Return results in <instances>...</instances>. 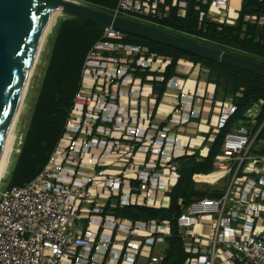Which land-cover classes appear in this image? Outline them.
<instances>
[{
  "label": "built area",
  "instance_id": "2783aa9c",
  "mask_svg": "<svg viewBox=\"0 0 264 264\" xmlns=\"http://www.w3.org/2000/svg\"><path fill=\"white\" fill-rule=\"evenodd\" d=\"M177 1L120 0L113 15L163 21L178 8L184 18L191 0ZM208 3L210 18L224 23L227 17L233 24L231 0ZM128 37L105 27L48 165L25 186L0 194V264H138L146 246L161 247L171 236L168 220L133 222L115 214L118 208H169L170 193L181 178L178 160L194 154L170 127L154 125L153 110L139 117L137 110L125 107L137 99L146 103L144 89L149 82H164L172 62ZM177 72H183L181 61ZM167 86L178 89L183 100L173 108L172 122H189L196 113L183 109L186 84L173 78ZM262 104L225 137L217 162V173L223 174L198 177L210 184L227 179L215 189L219 196L195 200L178 217L189 255L184 264H264V125L253 131ZM236 111L237 106L224 107L219 128ZM202 225L207 234L197 231ZM144 257L149 264L163 260Z\"/></svg>",
  "mask_w": 264,
  "mask_h": 264
},
{
  "label": "trees",
  "instance_id": "16d2710c",
  "mask_svg": "<svg viewBox=\"0 0 264 264\" xmlns=\"http://www.w3.org/2000/svg\"><path fill=\"white\" fill-rule=\"evenodd\" d=\"M86 6L113 14L120 0H76ZM211 3L192 4L185 18L173 12L163 21L147 17L127 18L139 21L169 33L190 38L204 45L223 50L264 64V27L259 30L257 24L246 23L248 14L264 15V0H243L240 17L235 25L218 24L208 19ZM199 7L200 9H198ZM201 13H205L201 19ZM105 27L80 18L66 17L55 29L46 55V67L41 85L35 99L32 114L22 138L20 152L14 169L11 171L9 188L23 187L33 181L48 165L51 155L58 148L67 129L68 121L74 110L78 94L83 88L84 69L88 57L95 45L103 39ZM129 42L143 45L149 53L169 57V66L163 83L155 82V91L160 96L166 92L167 83L176 76L177 64L186 60L210 70L219 91L227 96L231 92L241 93L235 99L237 111L222 127L210 147L208 157L199 160L194 157L180 159L181 178L170 194L171 205L168 209L130 207L117 209L115 214L133 222L170 221L172 234L168 238L169 247L166 258L160 264H183L188 258L179 233L178 217L198 199L219 196L212 192H201L193 180L195 174H210L215 171L214 162L222 152L227 134L245 119L246 111L259 101H264V75L250 72L234 66L185 53L175 48L129 36ZM264 114V105L261 106ZM182 201V204H180Z\"/></svg>",
  "mask_w": 264,
  "mask_h": 264
},
{
  "label": "water",
  "instance_id": "95a60500",
  "mask_svg": "<svg viewBox=\"0 0 264 264\" xmlns=\"http://www.w3.org/2000/svg\"><path fill=\"white\" fill-rule=\"evenodd\" d=\"M111 27L129 36L264 75V64L86 6L76 0H0V159L8 128L20 106L40 39L52 12Z\"/></svg>",
  "mask_w": 264,
  "mask_h": 264
},
{
  "label": "crops",
  "instance_id": "0c3cea01",
  "mask_svg": "<svg viewBox=\"0 0 264 264\" xmlns=\"http://www.w3.org/2000/svg\"><path fill=\"white\" fill-rule=\"evenodd\" d=\"M167 3L171 5V4L178 3V1L177 0H167ZM233 3L237 4V7L233 9L235 16L231 15ZM192 4H195L196 6L199 4H202V6L205 7L209 3H208V0H202V1L191 0L189 3V7ZM242 7H243V0H231L229 16L234 24L237 23L240 17ZM180 13L182 14V12ZM177 14H178V10H177ZM251 17H257V21L254 22L253 18ZM245 22L257 24L259 26L258 27L259 30H262V28L264 27V15L248 14L247 16H245ZM182 61L184 63V60ZM182 70H183L182 73L176 72V77L182 80L184 84H186L185 92L187 93V95H186V99L184 100L183 109L185 110V113L192 112V111L196 113V116L192 117L189 120V122L182 124V125L172 122L173 114H171V112L173 108L177 107V105L183 102V100L181 99V92L175 88L169 89L167 86L166 92L162 97L159 95V93H157V91H155L154 83L156 81L149 82L148 87H146L143 91L145 94V97L148 98V101L146 103H141L140 100L137 99V100L131 101V103H125L124 105L125 107L130 108L133 111L137 110L139 117L142 113H145L148 111L150 112V110L154 108L153 115H152V120L155 123L154 125L161 126V127L162 126L170 127L172 136L177 137L180 141H182L185 145H187L186 150L194 153L192 155H186L185 157L181 159H185L187 157H194V156L196 158H206L208 157L212 143L215 141L221 129L219 128V120L221 118L223 108L230 107L233 105L236 106L235 99L237 97H240L242 94L241 93L236 94L234 92H231L230 94L226 96L223 91L221 90L219 91L217 87V83L215 82V79L210 74V70L206 67H203L201 65L192 64L191 62L185 61V63L182 66ZM259 103H263L264 105V101H259L254 106L249 108L246 111V113H248L250 110L254 109L255 107L259 106ZM259 109L261 110L260 111V121L253 129L254 133H256L264 125V114L262 112V108L260 107ZM261 136L264 137V129H263V133ZM222 155H223V148H222V152L215 159V162H214L215 171L212 172V174L210 173V175H214L215 173L219 172V167L217 166V162L219 161V158ZM179 167H180V160H178V170H179ZM179 173H180V170H179ZM210 175L195 174L193 176V180L201 192H204L206 194H211L212 192H215L219 194V191H216V190L212 191V190L215 187L224 186L227 182V179H223L219 183H216V184H210L207 182L199 181V178H198L199 176H210ZM251 175H254V174H251ZM198 184L204 187L200 188ZM210 185L213 186V188ZM175 188H173V190ZM180 204H182V201H180ZM165 209H168V208H165ZM122 220H124V218H122ZM159 223L163 224V221ZM203 228H206V226L205 225L199 226L197 231L200 232V230ZM179 233L182 236L183 230L179 229ZM202 234H207V232L206 233L202 232ZM183 246H184V241H183ZM168 247H169L168 242L165 245H162L161 247H157V248H153V247L151 248L149 246H146L144 248V255L150 254L151 256H154V257H159V258L162 257L164 260L166 258V250ZM184 250H185V247H184ZM144 255L138 257V264H149L150 263V258L144 257ZM163 260H161V262Z\"/></svg>",
  "mask_w": 264,
  "mask_h": 264
},
{
  "label": "rangeland",
  "instance_id": "374dc122",
  "mask_svg": "<svg viewBox=\"0 0 264 264\" xmlns=\"http://www.w3.org/2000/svg\"><path fill=\"white\" fill-rule=\"evenodd\" d=\"M236 7H237V4L233 3L232 14H231L232 16H235V13H233V9H235ZM177 9L178 8H175L174 11L177 12ZM66 17L67 16H64L62 14L59 17V19L57 20V22L55 23V25L52 27L51 31L49 33H47V37L45 39L43 48L39 54L38 62L36 63L35 67L33 68V71H31L28 91L25 94V101L23 103V107L21 109L22 111H21V114L19 116V120H18V123L16 125V129H15V131L17 132V136H18L17 141H16V145H15V150H14L13 155H12L11 160H10L8 172H7V174H5V177L2 179V181L0 183V194L4 191V189H6L9 186V180H10V175H11L10 173H11L12 169H14L16 159H17V155L20 152L19 149H20V146L22 144V138H23L24 132L26 131V128L28 126V122H29L31 114H32L33 105H34L35 99L37 97L39 87L41 85V80H42V76L44 73V69H45L46 64H47L46 55L49 52L50 40H51L59 22ZM203 18L204 17H202V19ZM208 19L214 23L228 24L227 23V17L224 18V23H222L218 20H213L209 16H208ZM228 25H231V23H229ZM153 109L154 108H152V110ZM7 140H8V138H7ZM198 159L201 160L202 158H198ZM198 186L200 188L204 187V186H201L199 184H198ZM211 187L213 188V186H211ZM223 187L224 186L215 187L212 191H214L215 189H222ZM200 232L206 233V232H208V228L207 227L203 228L200 230Z\"/></svg>",
  "mask_w": 264,
  "mask_h": 264
},
{
  "label": "bare ground",
  "instance_id": "6f19581e",
  "mask_svg": "<svg viewBox=\"0 0 264 264\" xmlns=\"http://www.w3.org/2000/svg\"><path fill=\"white\" fill-rule=\"evenodd\" d=\"M64 1H69V0H64ZM62 14H63V12H62L61 9H55L52 12V15H51L50 20H49V24H48L45 32L43 33L42 38L39 41V44H38V47H37V50H36V54H35V57H34L33 67H32V69L29 72V78H28L26 86L24 87V90H23V94H22V98H21L19 109L17 111V114H16L15 118L13 119V121L11 122V124H10V126L8 128V131H7L6 140H5V146H4V150H3V153H2L1 159H0V183H1L2 179L5 177V174H7V172H8L10 160H11V157H12L13 152L15 150V145H16V141H17V138H18L17 132L15 131V129H16V125H17L18 120H19V116H20L21 111H22L21 109L23 107V103L25 101V94L28 91L31 71H33V68L35 67L36 63L38 62L39 54H40V51L43 48L45 39L47 37V33H49L51 31L52 27L55 25V23L57 22V20L59 19V17ZM7 138H8V140H7ZM221 174H223V173H219V174H217L215 176L213 175V177H219ZM211 177H209V178H211Z\"/></svg>",
  "mask_w": 264,
  "mask_h": 264
},
{
  "label": "clouds",
  "instance_id": "9594fccd",
  "mask_svg": "<svg viewBox=\"0 0 264 264\" xmlns=\"http://www.w3.org/2000/svg\"><path fill=\"white\" fill-rule=\"evenodd\" d=\"M260 1H262V0H260ZM209 8H210V7H209ZM188 9H189V8H188ZM187 11H188V10H187ZM112 15H113V14H112ZM186 15H187V14H186ZM185 17H186V16H185ZM185 17H184V18H185ZM125 18H127V17H125ZM138 22H139V21H138ZM231 25H235V24L233 23V24H231ZM128 36H129V35H128ZM167 58H169V57H167ZM171 60H172V59H171ZM180 61L182 62V66H183V64L185 63L186 60H184V63H183L182 60H180ZM180 61H179V62H180ZM179 62H178V64H179ZM187 62H189V61H187ZM171 63H172V62H171ZM191 63H192V62H191ZM178 64H177V68H178ZM192 64H194V63H192ZM170 65H171V64H170ZM177 68H176V72H177ZM173 78H177V77L174 76ZM173 78H172V79H173ZM169 81H170V80H169ZM159 83H160V82H159ZM162 83H163V82H162ZM168 83H169V82H168ZM168 83H167V85H168ZM229 119H230V118H229ZM227 122H228V121H227ZM211 174H212V173H211ZM217 174H218V173H217ZM217 174L215 173V175H217ZM205 175H210V174H205ZM6 189H8V188H6ZM6 189H4V190H6ZM171 193H172V192H171ZM171 193H170V194H171ZM218 195H219V194H218ZM187 209H188V208H187Z\"/></svg>",
  "mask_w": 264,
  "mask_h": 264
}]
</instances>
